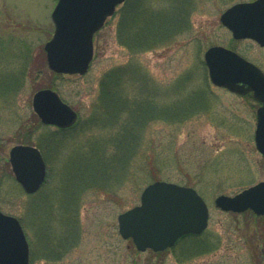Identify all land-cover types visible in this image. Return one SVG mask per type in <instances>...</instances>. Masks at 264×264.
Returning a JSON list of instances; mask_svg holds the SVG:
<instances>
[{
    "label": "rangeland",
    "instance_id": "374dc122",
    "mask_svg": "<svg viewBox=\"0 0 264 264\" xmlns=\"http://www.w3.org/2000/svg\"><path fill=\"white\" fill-rule=\"evenodd\" d=\"M191 1L188 26L145 50L132 40L134 30L124 34L126 16L136 2L155 12L168 10L170 1L127 0L96 33L89 71L62 75L48 67L45 52L57 0H0V210L21 221L30 264H264V217L215 205L220 195L264 181L254 140L259 104L214 86L204 60L210 47L223 46L264 71V47L235 40L221 23L229 7L254 0ZM115 69L145 76V86L121 90L137 96L144 89L164 109L135 130L137 146L121 160L106 142L120 134L122 122L103 128L95 119L102 80ZM42 89L56 91L78 113L71 130L42 125L32 106ZM121 118L130 120L127 113ZM21 144L40 148L47 161L46 182L33 195L9 163L11 148ZM156 181L195 188L209 207V226L162 253L140 252L120 235L118 216L139 205ZM60 243L69 249L57 258L49 247Z\"/></svg>",
    "mask_w": 264,
    "mask_h": 264
},
{
    "label": "water",
    "instance_id": "95a60500",
    "mask_svg": "<svg viewBox=\"0 0 264 264\" xmlns=\"http://www.w3.org/2000/svg\"><path fill=\"white\" fill-rule=\"evenodd\" d=\"M126 0H58L52 12L53 37L45 51L50 69L56 73L84 75L94 58V35ZM221 22L236 40L252 39L264 47V0L237 3L221 16ZM211 82L232 92H253L262 105L257 111L255 143L264 156V72L237 52L212 46L204 55ZM33 108L46 125L73 126L78 114L52 89L33 96ZM16 180L28 194L45 183L47 165L41 151L30 145H16L9 157ZM215 205L223 211H253L264 216V181L234 195H220ZM209 208L192 187L166 181L148 185L141 204L120 214L119 231L132 238L141 252H162L186 235H200L208 227ZM0 264H30V247L20 221L0 211Z\"/></svg>",
    "mask_w": 264,
    "mask_h": 264
},
{
    "label": "trees",
    "instance_id": "16d2710c",
    "mask_svg": "<svg viewBox=\"0 0 264 264\" xmlns=\"http://www.w3.org/2000/svg\"><path fill=\"white\" fill-rule=\"evenodd\" d=\"M169 1L171 6L168 10L150 11L147 7L142 6L141 3L138 2L131 7L133 9L132 16L129 15L131 19L127 15L123 22L124 34L128 35V33L134 30V37H132V40L138 44H135L137 48L150 50L157 45L156 43L159 42L166 33L188 26L189 12L193 6L192 1ZM124 77H127V79H124ZM102 81L95 119L103 128L111 124V127H113L122 122L120 134L114 136L109 142H106L116 149V155H120L119 159L118 157L116 159L121 160V158H125L126 152H129L131 148H136L137 146V140L140 138L139 135L133 136L134 141H131L132 134L135 130L139 132L143 125L156 119L154 115L161 114L164 109L152 103L153 97L145 93L144 89L142 90L143 93H138L137 96L134 94L131 96L128 92L124 93L121 90L128 83H133L132 87L135 83L141 85V87L145 86L148 80L145 76L138 74L136 71H131V73L126 76L121 71L115 69L108 72ZM121 113H127L130 120L126 119L124 122L121 121ZM182 120L181 118H177L173 121L181 122ZM64 131L59 130V133L61 132V134H63ZM56 134L57 133L54 135ZM100 154L104 159L103 154L101 152ZM105 163L108 165L110 162ZM249 213L253 215L252 212ZM67 249H69L67 244L60 243L52 246V249L49 247V252L54 256L56 255L57 258H60L68 252Z\"/></svg>",
    "mask_w": 264,
    "mask_h": 264
},
{
    "label": "bare ground",
    "instance_id": "6f19581e",
    "mask_svg": "<svg viewBox=\"0 0 264 264\" xmlns=\"http://www.w3.org/2000/svg\"><path fill=\"white\" fill-rule=\"evenodd\" d=\"M76 124L73 125V127L75 126ZM52 127H56L58 130H65V131H69L71 130L72 128L71 127H68V128H61V127H58V126H52ZM179 241V240H178Z\"/></svg>",
    "mask_w": 264,
    "mask_h": 264
}]
</instances>
